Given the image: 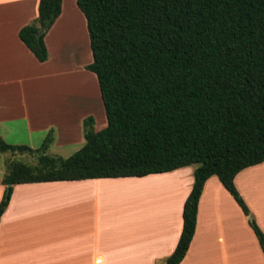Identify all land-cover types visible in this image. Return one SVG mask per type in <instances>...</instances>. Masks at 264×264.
Masks as SVG:
<instances>
[{
  "label": "trees",
  "instance_id": "16d2710c",
  "mask_svg": "<svg viewBox=\"0 0 264 264\" xmlns=\"http://www.w3.org/2000/svg\"><path fill=\"white\" fill-rule=\"evenodd\" d=\"M61 0H38L37 16L18 30L34 58H47L43 36ZM84 17L105 125L82 119L83 144L67 157L0 138V153H36L35 162L4 160L0 215L20 183L142 177L195 164L181 229L158 264H178L194 233L196 208L211 175L244 216L233 178L264 162V0H74ZM248 225L264 256V234Z\"/></svg>",
  "mask_w": 264,
  "mask_h": 264
},
{
  "label": "crops",
  "instance_id": "0c3cea01",
  "mask_svg": "<svg viewBox=\"0 0 264 264\" xmlns=\"http://www.w3.org/2000/svg\"><path fill=\"white\" fill-rule=\"evenodd\" d=\"M72 2V12L64 15L61 0L60 12L43 36L47 58L39 62L17 34L37 16L38 0H0V138L7 143L4 133L18 127L27 134L24 144H8L34 149L32 135L43 139L52 129L47 150L51 147L53 156H59L70 143H81L84 117H93L94 130L105 125L95 75L84 69L91 61L87 56L70 65L78 73L76 83L67 85L70 76L61 77L64 83L56 88L52 83V65L58 64L52 58L53 44L59 38V43L81 46L83 30L87 36L83 15ZM3 160L0 153V199L6 187L1 183ZM181 168L175 170L185 182L160 188L158 210L139 207L146 218L140 213L137 220L130 213L135 205L119 208L110 197L116 199L118 186L142 183L153 174L12 185L0 215V264H158L173 250L181 229L193 172ZM263 182L264 162L243 168L233 178L250 218L264 234ZM178 264H264L247 217L214 175L203 183L194 233Z\"/></svg>",
  "mask_w": 264,
  "mask_h": 264
},
{
  "label": "rangeland",
  "instance_id": "374dc122",
  "mask_svg": "<svg viewBox=\"0 0 264 264\" xmlns=\"http://www.w3.org/2000/svg\"><path fill=\"white\" fill-rule=\"evenodd\" d=\"M61 8H63L64 15L68 14L69 12H72V9L74 8L72 0H62L61 3ZM79 16V15H78ZM84 18V17H83ZM81 27H82V22H81ZM68 28V27H67ZM83 30V27H82ZM57 32L54 33V35ZM83 40L81 42V46L79 44L75 45L74 42L68 43L67 40L63 41L62 43H59V38L57 39V43L53 44V47L51 48L52 50V58L54 59L55 56V61L58 63L57 65H52V69L55 71L54 74V79H53V85L59 86V84L64 83L61 77L65 76H70L71 81L67 82V85H73V83L78 80L76 74L73 72V67H70V65H76L80 64L83 61V56H86L88 60H91V54L88 46V37L85 34V31L83 30ZM78 43V40H77ZM79 59V60H78ZM61 72H67L66 74H63V76L58 77V74H61ZM102 107V106H101ZM100 107V108H101ZM103 109V108H102ZM104 114V113H103ZM102 115V114H101ZM101 122L100 116H98V125ZM96 126V124H95ZM104 126V125H103ZM99 127V126H98ZM102 127V125L100 126ZM53 133V130H52ZM5 135V140L7 143H25L26 141V131L24 128L18 127L17 129L13 131H8L4 133ZM40 135V134H39ZM32 139L35 140L33 141V148H37L42 141L41 138H36V135H32ZM81 143H83V138L81 139ZM80 142H72L69 145L65 146L68 147L67 150H63L61 152H57L61 157H67L70 155L72 152H74L76 149H78L81 145ZM70 146V147H69ZM54 150L50 147L48 150H46V154L49 155H55L53 153ZM35 155L36 153H30V152H22V153H14L13 155H10L9 153L2 154V157L4 160L7 158H13L17 159L19 161H22L24 163H34L35 162ZM3 160V161H4ZM195 164H191L188 166H184L181 169L184 170V172H187L189 170H193L195 168ZM193 173V172H192ZM145 181L141 183V181H133V183L130 184V186H118L119 192L115 195L116 199L114 197L111 198L110 200L112 203H115L119 208H124L129 205H135V208H131L132 210L128 211L134 215V219H140V213L142 214L143 218H146L144 214L146 215V211H141L139 207H142L143 209H146V207H150L151 210L155 209L158 210L159 203L157 200L159 199L158 193L159 189L163 188V186L166 185H174L175 182L182 183L185 182L186 177L183 178L181 176L180 171H171L168 173H163V174H153L152 176L145 177ZM191 181L193 179V174H190ZM143 181V180H142ZM192 183V182H191ZM264 185V182L259 184V186ZM128 186V187H127ZM117 187V186H116ZM264 188V186H261ZM117 192V190H115Z\"/></svg>",
  "mask_w": 264,
  "mask_h": 264
},
{
  "label": "water",
  "instance_id": "95a60500",
  "mask_svg": "<svg viewBox=\"0 0 264 264\" xmlns=\"http://www.w3.org/2000/svg\"><path fill=\"white\" fill-rule=\"evenodd\" d=\"M9 187V185H6V187H5V192L7 191V188ZM247 218L248 219H250V216H247ZM164 264H166V263H164Z\"/></svg>",
  "mask_w": 264,
  "mask_h": 264
}]
</instances>
